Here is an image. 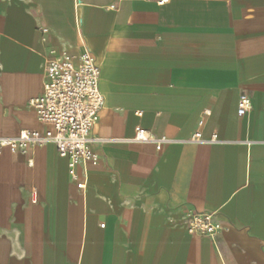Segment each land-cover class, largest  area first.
<instances>
[{
  "label": "crops",
  "instance_id": "crops-1",
  "mask_svg": "<svg viewBox=\"0 0 264 264\" xmlns=\"http://www.w3.org/2000/svg\"><path fill=\"white\" fill-rule=\"evenodd\" d=\"M86 49L100 158L71 172L53 143L4 149L0 264H264V0H0V137L45 130L30 101L48 62ZM186 209L228 229L192 235Z\"/></svg>",
  "mask_w": 264,
  "mask_h": 264
},
{
  "label": "built area",
  "instance_id": "built-area-1",
  "mask_svg": "<svg viewBox=\"0 0 264 264\" xmlns=\"http://www.w3.org/2000/svg\"><path fill=\"white\" fill-rule=\"evenodd\" d=\"M168 1L159 0V3ZM41 30L49 33L47 27ZM100 79L101 68L89 49L80 55L78 65L68 55L48 62L43 91L30 101L45 130L25 128L13 137H0V154L4 149L14 153H28L34 148L53 143L62 157H69L71 172L78 163L98 161L100 156L90 148L89 134L105 103ZM250 108L251 99L243 94L239 101L238 114L243 116ZM209 113L206 110L204 115ZM203 123L204 119H201L199 124ZM132 140L154 143L159 150L168 141L166 137L159 138L152 131L140 127ZM201 140V131H196L191 141ZM213 140H218L217 135H214ZM80 186L86 189L87 184L84 182ZM180 224L188 233L207 237L214 242L222 231L228 229L218 219L217 212H198L193 209L184 211Z\"/></svg>",
  "mask_w": 264,
  "mask_h": 264
}]
</instances>
